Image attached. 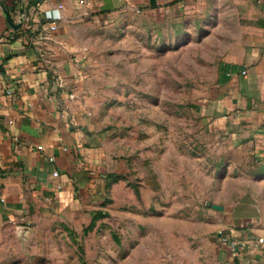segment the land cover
I'll return each mask as SVG.
<instances>
[{
    "label": "crops",
    "instance_id": "0c3cea01",
    "mask_svg": "<svg viewBox=\"0 0 264 264\" xmlns=\"http://www.w3.org/2000/svg\"><path fill=\"white\" fill-rule=\"evenodd\" d=\"M191 6L230 22L228 55L200 105V133L226 176L195 207L194 256L169 262L264 264V245L254 239L239 250L227 244L264 235L263 192L224 185L236 152L256 157L258 175L264 171V0H0V229L41 212H90L108 174L123 170L116 140L90 105L89 65L76 43L83 27ZM258 186L264 190V178Z\"/></svg>",
    "mask_w": 264,
    "mask_h": 264
},
{
    "label": "rangeland",
    "instance_id": "374dc122",
    "mask_svg": "<svg viewBox=\"0 0 264 264\" xmlns=\"http://www.w3.org/2000/svg\"><path fill=\"white\" fill-rule=\"evenodd\" d=\"M76 43L89 65L90 105L116 140L123 170L108 174L90 212H41L20 228L5 224L0 264H170L193 257L191 225L201 216L195 207L225 175L200 133V105L228 55L230 22L194 6L130 11L84 26ZM235 154L224 185L250 184L264 194L256 157Z\"/></svg>",
    "mask_w": 264,
    "mask_h": 264
},
{
    "label": "built area",
    "instance_id": "2783aa9c",
    "mask_svg": "<svg viewBox=\"0 0 264 264\" xmlns=\"http://www.w3.org/2000/svg\"><path fill=\"white\" fill-rule=\"evenodd\" d=\"M21 19L23 20V14L21 15ZM51 28H55L54 26H51ZM251 239H254V241L257 244L264 245V235L257 236V237H252V236H243V238H238V239H231L227 242L228 246L232 249H243L247 245V242Z\"/></svg>",
    "mask_w": 264,
    "mask_h": 264
},
{
    "label": "water",
    "instance_id": "95a60500",
    "mask_svg": "<svg viewBox=\"0 0 264 264\" xmlns=\"http://www.w3.org/2000/svg\"><path fill=\"white\" fill-rule=\"evenodd\" d=\"M19 13H20V16L23 14V6H20ZM13 26H15V27H19L20 24L13 25ZM206 205H207L208 207L213 208V209H219V210L222 209L220 206H218V205H216V204H212V203H210V202H207Z\"/></svg>",
    "mask_w": 264,
    "mask_h": 264
}]
</instances>
